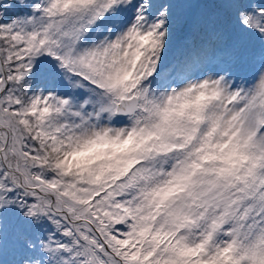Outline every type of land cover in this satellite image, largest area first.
Listing matches in <instances>:
<instances>
[{
    "label": "snow or ice",
    "instance_id": "obj_1",
    "mask_svg": "<svg viewBox=\"0 0 264 264\" xmlns=\"http://www.w3.org/2000/svg\"><path fill=\"white\" fill-rule=\"evenodd\" d=\"M0 264H264V0H0Z\"/></svg>",
    "mask_w": 264,
    "mask_h": 264
}]
</instances>
